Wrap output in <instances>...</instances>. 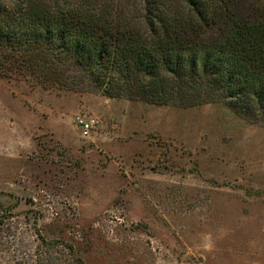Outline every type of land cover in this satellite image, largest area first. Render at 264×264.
<instances>
[{
  "label": "rangeland",
  "instance_id": "obj_1",
  "mask_svg": "<svg viewBox=\"0 0 264 264\" xmlns=\"http://www.w3.org/2000/svg\"><path fill=\"white\" fill-rule=\"evenodd\" d=\"M74 69L67 90L0 64V264H264V121Z\"/></svg>",
  "mask_w": 264,
  "mask_h": 264
},
{
  "label": "trees",
  "instance_id": "obj_2",
  "mask_svg": "<svg viewBox=\"0 0 264 264\" xmlns=\"http://www.w3.org/2000/svg\"><path fill=\"white\" fill-rule=\"evenodd\" d=\"M246 1L0 0V64L67 90L78 68L156 104L219 97L264 121V0Z\"/></svg>",
  "mask_w": 264,
  "mask_h": 264
},
{
  "label": "built area",
  "instance_id": "obj_3",
  "mask_svg": "<svg viewBox=\"0 0 264 264\" xmlns=\"http://www.w3.org/2000/svg\"><path fill=\"white\" fill-rule=\"evenodd\" d=\"M76 122L83 135H89L97 126L98 120L92 116L77 115Z\"/></svg>",
  "mask_w": 264,
  "mask_h": 264
}]
</instances>
